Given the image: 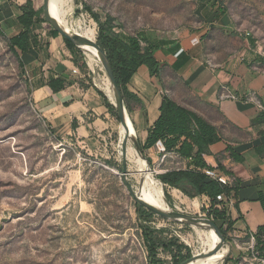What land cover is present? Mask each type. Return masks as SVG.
I'll use <instances>...</instances> for the list:
<instances>
[{"label": "rangeland", "instance_id": "374dc122", "mask_svg": "<svg viewBox=\"0 0 264 264\" xmlns=\"http://www.w3.org/2000/svg\"><path fill=\"white\" fill-rule=\"evenodd\" d=\"M30 1L35 10L43 9V0ZM6 2L0 1V264H147L140 229L145 223L126 182L140 200L157 202L145 192V172L141 179L127 164L122 175L120 121L113 116L111 146L105 152H89L74 137L57 138L31 102L35 83L29 70L20 66V53L9 48L8 39L16 29L5 27L4 16L18 12ZM85 6L101 19L113 18L116 30L124 34L163 36L200 30L201 14L219 7L229 21L231 36L251 39L254 49L264 55V0H73L70 20L90 25L97 39V24ZM50 28L42 23L35 32L40 36ZM231 43L236 46L238 41ZM78 66L89 85L105 96L99 87L106 76L102 65L91 70L82 51ZM170 167L179 164L148 163L155 179L156 172ZM162 189L172 211L212 221L210 203L205 207L169 188L166 198ZM148 224L162 231L163 237L176 238L200 263L211 254L200 241V233L215 238L208 231L157 215ZM224 240L229 251L221 264L233 253L227 232ZM159 256L172 264L168 253L159 251Z\"/></svg>", "mask_w": 264, "mask_h": 264}, {"label": "crops", "instance_id": "0c3cea01", "mask_svg": "<svg viewBox=\"0 0 264 264\" xmlns=\"http://www.w3.org/2000/svg\"><path fill=\"white\" fill-rule=\"evenodd\" d=\"M6 1L18 13L4 16L5 21L14 20L20 14L18 6L27 0L24 3ZM44 3L48 10V0H43ZM201 21L202 27L196 32L184 30L171 36L144 33L158 45L166 43L165 49L177 48L169 55L161 49L155 52L158 75H150L146 66L138 68L127 85L129 96L125 105L130 110L128 116L140 146L145 144L148 131L159 117L164 97L215 128L221 140L209 146L204 161L220 173L222 184L231 189L228 195L232 205L224 209L233 253L224 264H259L264 258L252 259L248 246L251 237L255 244L264 240L258 232L264 225V55L254 49L251 39L231 36L229 21L219 7L203 12ZM13 28L15 36L21 29L18 26L8 29ZM39 39L49 44L46 52L42 46L40 50L20 54L24 68L31 74L30 80L35 83L30 98L36 111L58 139L74 137L83 148L89 147V152L107 151L111 146L113 116L105 107L103 97L89 85L83 73L72 74V69L80 71V68L74 65L62 37L52 38L48 30ZM232 39L238 41L236 46L231 43ZM57 77L67 84L54 94L45 84L49 78ZM227 94L236 99H227ZM250 97L256 101H250ZM74 120L75 131L72 130ZM162 149L165 150L163 143L157 142L144 153L155 163ZM231 152L240 161H235ZM166 162L183 164L175 154ZM194 199L205 207L211 204L203 195Z\"/></svg>", "mask_w": 264, "mask_h": 264}, {"label": "trees", "instance_id": "16d2710c", "mask_svg": "<svg viewBox=\"0 0 264 264\" xmlns=\"http://www.w3.org/2000/svg\"><path fill=\"white\" fill-rule=\"evenodd\" d=\"M61 2L62 0H50V11L58 15ZM84 9L97 24L96 42L106 53L125 104L126 97L129 96L127 85L138 68L140 66H146L150 75H158L159 64L155 58V52L161 49L169 55L177 46L165 49L164 46L167 45L166 43L162 42V44L160 43L158 45L154 41L148 40L144 33H136L134 35L124 34L116 30L114 19L110 16L105 15L101 19L98 14L93 13L87 6ZM18 10L20 14L14 20L5 21L6 28L18 26L21 29L19 33L8 39L9 48L14 53L19 52L23 55L31 50H40L44 46L46 52L49 44L47 42L42 43L39 35L35 33L38 25L48 23L42 18L43 9L35 10L32 2L27 0L23 5L18 6ZM220 13L222 15L225 14L223 10H220ZM49 34L52 38L59 36L52 28H50ZM63 40L72 54L74 65L79 67L78 61L82 57V51L69 41ZM180 57L181 54L177 59H180ZM20 66L22 68L24 67L21 58ZM66 84L67 82L63 78L57 77L49 78L45 85L55 94L62 91ZM99 93L105 101L107 110L119 120L116 109L101 92ZM125 107L129 114V108L126 105ZM75 129L76 122L74 120L72 122V130L75 131ZM220 140L221 138L215 128L211 127L194 113L176 105L169 98L164 97L160 104L159 117L153 127L148 131L147 139L145 144L141 146V150L144 153L157 142H162L167 152H175L181 159H190L191 162L187 169L170 170L157 175L156 178L162 183L165 194L167 193V188H169L178 190L189 199L203 195L211 200V206L214 208L215 197L221 193L228 195L231 190L226 185L211 180L202 172L204 169H212L204 161V156L208 155L209 146ZM230 154L235 161H240L232 152ZM147 161L151 164L150 159L147 158ZM217 169L223 171V168L220 166ZM234 189H237V187H234ZM168 197L166 194V198ZM225 212L226 209L219 211L214 208L212 217V221L224 238L229 229ZM138 215L140 221L145 223L144 225L140 224V229L147 252V264H165V261L159 256V251L168 253L171 256L172 264H181L193 256L187 247L178 245L176 238H165L163 237L162 231L151 227L148 223L154 214L144 209L141 205H139ZM224 224L227 225L224 227ZM258 232L264 237V225ZM254 247L258 252V256L264 258V240H258ZM183 250L185 254H182ZM194 261L195 258L185 264H190Z\"/></svg>", "mask_w": 264, "mask_h": 264}, {"label": "bare ground", "instance_id": "6f19581e", "mask_svg": "<svg viewBox=\"0 0 264 264\" xmlns=\"http://www.w3.org/2000/svg\"><path fill=\"white\" fill-rule=\"evenodd\" d=\"M72 1L73 0H62L59 13H52L50 11V0H48V11L51 18L57 21L60 27L67 33L75 35L78 34L83 38L87 39L90 42H95L96 40V32L90 26L81 21L73 22L70 20V13L72 11ZM78 20V19H77ZM82 51L86 57L88 67L93 70L101 64V58L99 52L90 47V46H82ZM99 64V65H98ZM102 65V64H101ZM99 87L103 91V93L107 96L111 103H115L114 95H113V87L105 76L104 78L99 80ZM126 126L120 124V131H119V155L122 158L123 150L125 149V159L128 164V167L133 168L136 172H138L141 176V179H144V173H146V189L145 192H150L152 196L155 198L157 204L150 203L156 209L162 212H170L171 208L167 205L164 200L163 189L160 182L154 178L153 173L148 169V166L144 160L137 154L133 147V141L135 140V132L133 126L131 124L129 116L125 117ZM131 141L132 147L128 138ZM191 227L198 228L201 230H205L210 232L212 236L206 233H200V241L207 246L211 250V254H207L204 256L208 258L200 263V260L195 259L194 262L190 264H221L228 254L229 248L222 242V240L218 237L215 230L203 223L192 224L188 223Z\"/></svg>", "mask_w": 264, "mask_h": 264}, {"label": "water", "instance_id": "95a60500", "mask_svg": "<svg viewBox=\"0 0 264 264\" xmlns=\"http://www.w3.org/2000/svg\"><path fill=\"white\" fill-rule=\"evenodd\" d=\"M43 16L44 19L48 22L49 26L58 33V35L60 37H62L63 39L69 41L70 43H72L75 47H77L78 49L82 50V46H90L94 49H96L99 54H100V58H101V64H102V68L104 70V73L106 75V77L108 78V80L110 81L112 87H113V95H114V100L115 103H111L109 101V99L107 98V96L105 95V97L107 98V100L109 101V103L116 109V113L117 116L119 118L120 124H122L123 126H126V122H125V117L128 116V113L126 111V107L124 104V100L122 97V94L118 88V85L116 83V80L114 78L113 75V71L111 68V65L109 63V60L106 56V53L99 47V45L97 44V42H90L87 39L83 38L82 36L75 34H69L67 32H65L60 25L57 23L56 20H54L53 18L50 17L48 10L46 8L45 3L43 4ZM133 147L135 149V151L137 152V154L142 158V160H144L148 166V161L146 156L144 155V153H142L141 150V146L138 143V141L135 139L133 141ZM122 175H126L127 173V162L125 159V149L123 150V155H122ZM159 181V180H158ZM160 182V181H159ZM160 184L162 185V183L160 182ZM126 186L131 194V196L135 199V201L144 207V209H146L147 211L151 212L154 215H157L159 217L165 218L167 220H171V221H175V222H183V223H192V224H198V223H203L206 224L210 227H212L216 234L218 235V237L222 240V242H225L224 237L222 236V234L220 233L219 229L217 228V226L214 224L213 221H210L208 219H203V218H196V217H192L183 213H180L178 211H170L168 213L166 212H162L158 209H156L155 207H153L150 204H147L146 202L140 200V198L136 195V193L134 192V190L132 189V187L130 186L129 183L126 182ZM163 186V185H162ZM194 257L191 256L190 259L184 261L181 264H185L190 260H193Z\"/></svg>", "mask_w": 264, "mask_h": 264}, {"label": "built area", "instance_id": "2783aa9c", "mask_svg": "<svg viewBox=\"0 0 264 264\" xmlns=\"http://www.w3.org/2000/svg\"><path fill=\"white\" fill-rule=\"evenodd\" d=\"M71 72L73 75H78V76L81 75L79 69H77V68L72 69ZM226 98L231 99V100L236 99L234 96H231L229 94L226 95ZM250 101H256V100H255V98L250 97ZM171 154H175V156L180 158L175 152H167L166 150L162 149L160 152V155H159L158 163L159 164L166 163L167 159L169 158V156H171ZM181 160L183 161V164L181 166L175 167V169H171V168L162 169V170H159L158 172H156V174H158V175L163 174V173H166L170 170H185V169H187L190 165L191 160L190 159H181ZM202 172L205 176H207L211 180L222 183L221 182L222 178H221V175L218 171H215L212 169H204V170H202ZM231 205H232V199L230 198L229 195L221 193L215 197V205H214L215 209L221 211L225 207H229ZM254 242H255L254 238L251 237L250 238V245L248 246V250L251 252L252 259L257 260L258 253L255 251V248H254L255 243ZM259 264H264V259H260Z\"/></svg>", "mask_w": 264, "mask_h": 264}]
</instances>
